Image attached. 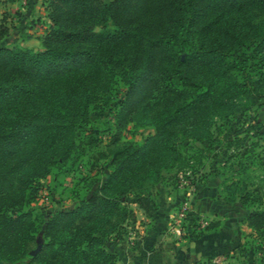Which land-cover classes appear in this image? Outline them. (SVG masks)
<instances>
[{"label": "rangeland", "instance_id": "374dc122", "mask_svg": "<svg viewBox=\"0 0 264 264\" xmlns=\"http://www.w3.org/2000/svg\"><path fill=\"white\" fill-rule=\"evenodd\" d=\"M20 4L21 13L30 8V0L25 6ZM263 20L264 3L214 11L207 22L190 31L189 37L197 38L195 30H199L204 34L205 49H221L238 35L250 36ZM27 24L25 28L10 24L11 35L4 45L24 46ZM46 27H42L44 32ZM44 32L33 50L43 48ZM100 51L130 57L142 52L132 41L103 46ZM250 57L246 69L227 78L219 77L214 64L191 68L186 74V92L158 99L145 108V103L137 107L141 102L136 95L132 99L137 108L129 114L123 104L120 106L127 99L128 83L99 63L37 78L31 97L1 99L0 135L5 140L0 153L14 150L19 163L14 172L15 187L0 197V206L10 209L14 204L22 205L21 209H10L12 214L22 209L35 213L71 209L117 173L109 151L131 143L135 152L123 165L138 167L132 173L125 172L109 193L121 202L120 208L97 215L82 229L100 240L88 245L73 236L64 259L49 264H110L114 260L117 264L124 253H136L139 247L153 250L164 241L167 248H193L190 258L194 264H264V221L251 218L254 212H264V54ZM211 80L217 86L211 101L178 122L173 128L178 134L170 140L160 136L154 119ZM89 94L97 103L108 102L90 125L100 148L86 150L80 166L68 171L74 156L81 154L82 142L75 132L60 128L49 109L61 103L76 106ZM118 116H124L126 125L120 136L114 134ZM67 144L73 146L71 152L56 159ZM31 197L29 206H23ZM41 229L34 250L13 264H41L33 262L48 241L44 226ZM82 251L92 257L81 259L78 252Z\"/></svg>", "mask_w": 264, "mask_h": 264}, {"label": "trees", "instance_id": "16d2710c", "mask_svg": "<svg viewBox=\"0 0 264 264\" xmlns=\"http://www.w3.org/2000/svg\"><path fill=\"white\" fill-rule=\"evenodd\" d=\"M43 3L49 22L42 37V49L4 45L10 27L6 18H0V100L18 95L31 97L36 91L37 78L46 79L85 63H99L108 71L119 73L128 83L127 99L120 106L123 104V110L129 114L143 103L145 108L158 99L186 92V74L191 68L214 64L218 67L219 77L227 78L248 67L250 54L255 57L264 54V20L250 36L238 35L230 46L221 49H205L201 40L204 34L199 30H195L197 38L189 37L191 30L208 21L211 12L241 10L263 4L264 0H44ZM122 41L136 42L142 52L130 57L125 53L106 55L100 51L103 46ZM216 87L214 80L203 83L186 94L181 104L158 115L153 121L157 133L168 140L177 135L178 131L173 129L175 125L211 101ZM136 95L141 104L135 108L133 99ZM91 98L89 94L76 106L61 103L49 109L50 117L59 127L66 132H75L82 142L81 154L74 156V165L68 171L75 170V165L76 168L80 166V158L86 150L100 148V141L90 125L99 118L108 102L97 103ZM125 126L124 116H118L114 134L120 136ZM4 140L0 135V148ZM72 147L65 145L56 159L65 157ZM134 152L131 143L110 150L111 163L117 173L71 209L38 213L22 209L12 214L10 209H21L22 205L14 204L10 209L0 206V230L3 232L0 234V264H13L28 257L35 248L36 234L43 226L48 241L33 258L34 263L49 264L64 259L73 236L75 241L79 239L88 245L100 240L82 229L97 215L120 208L121 202L115 194L109 193L123 174L136 171V164L123 165ZM29 159L22 162L26 164ZM17 160L14 150L0 153V197L15 187ZM33 199L31 197L23 206H29ZM263 216L264 212H254L251 218L264 221ZM14 245L17 247L9 252ZM7 250L8 254H5ZM84 251L78 252L81 259L92 257ZM110 264H115V260Z\"/></svg>", "mask_w": 264, "mask_h": 264}, {"label": "crops", "instance_id": "0c3cea01", "mask_svg": "<svg viewBox=\"0 0 264 264\" xmlns=\"http://www.w3.org/2000/svg\"><path fill=\"white\" fill-rule=\"evenodd\" d=\"M0 0V16L3 15L7 19L8 26L21 24L22 28L29 26L28 29H25L28 32V36L25 38L26 43L24 47L32 49L34 46V42L39 40L41 33H43V28L48 25V18L46 15L45 7L43 6V0H30V8L26 12H22V0ZM21 8V9H19ZM34 18L36 21H34ZM41 18V19H39ZM37 24L41 22V25L35 26L34 22ZM30 23V24H29ZM32 28V29H31ZM38 30L40 32L33 34L30 32L31 30ZM11 35V30L10 34ZM34 35V36H33ZM22 44V45H23ZM37 49V48H36ZM41 49V47H40ZM159 239H164L160 237ZM163 245H156V248L153 250H149V248L139 247L134 252H127V254L121 255V260L118 261L117 264H194L193 253L195 250L193 248H175L168 247L167 242H163ZM186 251V254L184 252ZM186 256V259L183 256ZM199 264H201L199 262Z\"/></svg>", "mask_w": 264, "mask_h": 264}, {"label": "built area", "instance_id": "2783aa9c", "mask_svg": "<svg viewBox=\"0 0 264 264\" xmlns=\"http://www.w3.org/2000/svg\"><path fill=\"white\" fill-rule=\"evenodd\" d=\"M27 2L28 0H22V3L24 4V6L27 5Z\"/></svg>", "mask_w": 264, "mask_h": 264}]
</instances>
